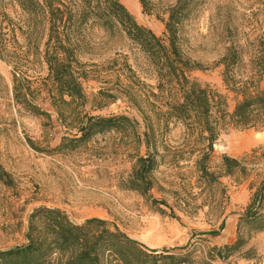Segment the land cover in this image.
Returning <instances> with one entry per match:
<instances>
[{
  "label": "rangeland",
  "instance_id": "1",
  "mask_svg": "<svg viewBox=\"0 0 264 264\" xmlns=\"http://www.w3.org/2000/svg\"><path fill=\"white\" fill-rule=\"evenodd\" d=\"M119 1L138 24L162 36L164 27L155 15L175 0H147L150 15L141 12L138 0ZM194 4L179 34L180 48L202 67L191 77L223 94L231 111L236 97L223 85L217 62L225 47L236 46L240 63L235 76L259 80L251 89L264 90V74L259 78L257 72L264 69V0H194ZM84 34L79 60L87 77L82 82L85 103H73L70 110L79 117L126 115L138 126L133 130L124 125L78 141L72 112L59 118L49 105L46 69L40 60L20 57L18 73L25 79L23 89H29L27 98L50 118L34 115L15 101L11 66L0 59V251L26 244L30 216L47 208L61 210L78 225L87 219L107 221L158 252L178 253L186 247L199 255L206 246L234 242L240 230L247 241L242 251L252 252L250 258L235 255L229 263L264 264V231H249L239 222L264 179V131L229 126L213 146L211 168L219 166L223 154L244 159L245 178L221 177V185L208 191L196 182L191 162L176 166L164 159L152 174L154 187L146 196L129 189L135 155L144 154L141 114L156 127L161 143L175 147L182 142L181 123H162L166 103L176 93L158 92L153 66L119 29L108 35L87 28ZM260 212L264 215V209Z\"/></svg>",
  "mask_w": 264,
  "mask_h": 264
},
{
  "label": "trees",
  "instance_id": "2",
  "mask_svg": "<svg viewBox=\"0 0 264 264\" xmlns=\"http://www.w3.org/2000/svg\"><path fill=\"white\" fill-rule=\"evenodd\" d=\"M138 2L143 14H152L147 0ZM194 7V0H175L168 4L155 15L164 27L162 36H157L138 24L119 0H0V59L11 66L13 98L32 114L50 118V113L27 98L25 93L29 89H23L25 79L21 71L18 73L20 57L31 56L45 66L48 83L45 92L52 110L59 118L72 112L71 118L80 133L78 141L124 125L134 130L138 122L126 115L79 117L69 108L73 103L80 106L85 103L82 82L87 77L79 60L86 44L84 30L99 29L110 35L119 29L153 66L158 92L176 93L168 99L162 112L164 126L170 120L184 126L181 144L171 147L159 141L156 127L141 114L144 154L135 155L127 187L146 196L154 187L152 174L164 159L176 166L180 161L191 162L196 182L208 191L221 185V177L245 178L248 170L244 159L223 154L219 166L212 169L213 146L229 126L264 131V90L256 86L251 89L259 80L235 76L240 52L232 44L225 47L217 62L222 66L223 85L236 97L231 111L223 94L191 77L193 71L202 67L184 55L179 34ZM258 70L260 78L264 69ZM161 204L166 206L164 201ZM261 209H264V179L239 219L241 226L249 231H264ZM36 219L39 225L34 223ZM25 238L26 244L0 251V264H230L231 257L250 258L252 252L251 249L242 251L247 241L240 230L234 242L206 246L199 255L194 248L185 251L186 247L178 253H172L173 249L158 252L107 221L87 219L78 225L61 210L47 208L36 210L30 216Z\"/></svg>",
  "mask_w": 264,
  "mask_h": 264
}]
</instances>
